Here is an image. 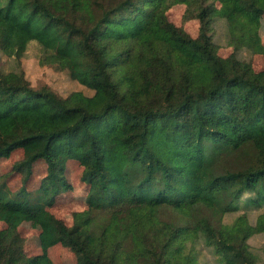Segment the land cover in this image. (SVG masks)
Wrapping results in <instances>:
<instances>
[{
	"label": "trees",
	"instance_id": "obj_1",
	"mask_svg": "<svg viewBox=\"0 0 264 264\" xmlns=\"http://www.w3.org/2000/svg\"><path fill=\"white\" fill-rule=\"evenodd\" d=\"M171 3L198 20L196 37L167 19ZM262 16L264 0H0L3 54L20 63L34 42L42 64L92 91L62 97L0 71V158L23 150L19 190L0 184V264H55L57 243L72 264H199L198 245L214 264H264L249 243L264 234V212L249 216L264 206V69L238 56L264 57ZM37 160L46 173L31 192ZM69 160L88 186L70 226L48 210L71 189ZM31 219L42 251L27 255L17 227Z\"/></svg>",
	"mask_w": 264,
	"mask_h": 264
},
{
	"label": "rangeland",
	"instance_id": "obj_2",
	"mask_svg": "<svg viewBox=\"0 0 264 264\" xmlns=\"http://www.w3.org/2000/svg\"><path fill=\"white\" fill-rule=\"evenodd\" d=\"M167 19L176 26L184 29L190 36L196 37L198 33L199 23L194 17L187 13L186 5L183 3H171L165 11ZM259 35L264 45V16L260 17ZM211 35L217 46V53L222 56H228L233 48L228 44L227 40V24L225 19L216 16L211 26ZM40 49L36 43H30L20 63L17 60L8 58L0 51V71L23 70L26 79L31 86L39 88L48 86L58 95L65 97L72 91L81 90L85 94L92 91L79 84L72 79L67 70L59 69L52 64H42L39 60ZM238 56L245 60H249L254 70L264 69V57L259 53H252L246 48L238 50ZM23 159V151L21 148L13 150L9 156L0 158V184H4L5 188L14 193L19 190L22 185L23 173L18 168L19 163ZM45 162L37 160L32 166V174L26 182L28 191H35L41 184L42 178L45 176ZM82 166L76 160H69L66 164L65 176L71 185V189L60 193L56 197L55 203L48 207V210L57 218L61 219L65 224H72V214L74 211L84 210L87 206L85 197L88 186L80 180ZM259 212H264V206L249 210L250 220L253 221ZM168 213V212H167ZM236 213L226 214L225 221H231ZM6 226L5 222L0 220V229ZM17 230L24 242L21 250L27 255L38 254L42 251L39 234L40 227L34 220L21 222ZM251 248L261 253L264 249V234H257L249 238ZM200 250L199 264H214V258L210 256L206 249L198 245ZM48 255L55 264H72L76 261L75 254L66 246L59 243L50 246L47 249Z\"/></svg>",
	"mask_w": 264,
	"mask_h": 264
},
{
	"label": "crops",
	"instance_id": "obj_3",
	"mask_svg": "<svg viewBox=\"0 0 264 264\" xmlns=\"http://www.w3.org/2000/svg\"><path fill=\"white\" fill-rule=\"evenodd\" d=\"M23 151V150H22Z\"/></svg>",
	"mask_w": 264,
	"mask_h": 264
}]
</instances>
